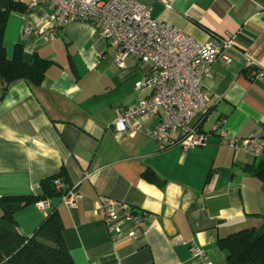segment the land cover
<instances>
[{
    "label": "crops",
    "instance_id": "obj_1",
    "mask_svg": "<svg viewBox=\"0 0 264 264\" xmlns=\"http://www.w3.org/2000/svg\"><path fill=\"white\" fill-rule=\"evenodd\" d=\"M138 1L198 44L232 38L229 61H216L203 80L207 102L194 122L205 144L184 149L116 131L117 113L150 92L137 89L146 67L129 57L118 68L97 28L79 21L57 28L47 5L10 12L6 58L21 45L25 63L37 56L49 64L39 87L16 81L0 98V198L41 197L39 183L62 169L77 199L72 208L54 198L46 212L30 203L14 213V224L2 222L0 211V227L31 237L55 209L73 264H200L192 246L212 264H227L218 240L264 223V183L253 175L264 156L230 148L213 126L220 121L227 138H244L264 123V0H171L170 9L162 0ZM50 33L53 39L42 42ZM102 198L146 213L134 240L124 235L127 222L119 236L107 230L96 214Z\"/></svg>",
    "mask_w": 264,
    "mask_h": 264
},
{
    "label": "built area",
    "instance_id": "obj_2",
    "mask_svg": "<svg viewBox=\"0 0 264 264\" xmlns=\"http://www.w3.org/2000/svg\"><path fill=\"white\" fill-rule=\"evenodd\" d=\"M14 1L32 7L49 6L57 28L76 21L97 28L108 46L114 48L112 58L118 68H122L129 57L136 58L146 67V75L137 89L148 87L150 92L136 108L117 113L113 121L116 131H135L164 145L178 143L184 149L205 144V135L198 128L200 121L194 122L207 102L201 91L203 80L209 77L211 65L216 61H229L224 52L232 47V38L212 36L204 44L193 42L176 28L152 17L138 0ZM161 4L166 9L171 8V0H162ZM52 34L43 35L42 42H50L54 37ZM2 88L0 85V98ZM140 117L155 118L156 124L141 127ZM220 126L221 122H216L213 131L228 139L230 148L243 151L253 159L264 156V123L244 138H227ZM173 133H177L178 137L173 138ZM53 183L57 190L64 188L60 180ZM60 199L73 208L77 194L70 187ZM35 204L39 210L46 212L50 201L42 200ZM96 206V214L101 216L107 230L114 232L115 236L122 234V222L130 225L124 233L127 238L134 240L142 232L146 213L108 198H102ZM189 251L200 264H212L200 248L192 246Z\"/></svg>",
    "mask_w": 264,
    "mask_h": 264
},
{
    "label": "trees",
    "instance_id": "obj_3",
    "mask_svg": "<svg viewBox=\"0 0 264 264\" xmlns=\"http://www.w3.org/2000/svg\"><path fill=\"white\" fill-rule=\"evenodd\" d=\"M28 5L14 0H0V85L3 94L7 86L24 81L32 87H39L48 62L33 56L30 62L23 61L22 46L14 47L10 59L3 50L2 37L10 12L24 13ZM253 175L264 183V159L253 169ZM152 172H144L143 179L157 183ZM60 180L64 188L55 189V181ZM41 197H4L0 198L2 222L14 224L13 215L20 208L42 200L60 198L70 188L65 171L40 183ZM55 209L43 219L31 237H24L0 227V264H73L63 244L62 224ZM218 246L226 252L227 264H264V223L259 228H248L218 240Z\"/></svg>",
    "mask_w": 264,
    "mask_h": 264
}]
</instances>
